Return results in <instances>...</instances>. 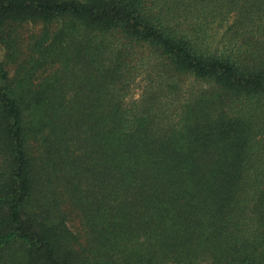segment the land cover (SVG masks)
Masks as SVG:
<instances>
[{
    "label": "trees",
    "instance_id": "16d2710c",
    "mask_svg": "<svg viewBox=\"0 0 264 264\" xmlns=\"http://www.w3.org/2000/svg\"><path fill=\"white\" fill-rule=\"evenodd\" d=\"M0 264H264V0H0Z\"/></svg>",
    "mask_w": 264,
    "mask_h": 264
},
{
    "label": "rangeland",
    "instance_id": "374dc122",
    "mask_svg": "<svg viewBox=\"0 0 264 264\" xmlns=\"http://www.w3.org/2000/svg\"><path fill=\"white\" fill-rule=\"evenodd\" d=\"M4 58V49L0 47V60Z\"/></svg>",
    "mask_w": 264,
    "mask_h": 264
}]
</instances>
